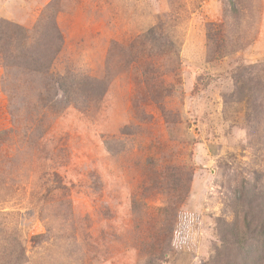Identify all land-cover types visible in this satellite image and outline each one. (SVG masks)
Segmentation results:
<instances>
[{"label": "rangeland", "instance_id": "obj_1", "mask_svg": "<svg viewBox=\"0 0 264 264\" xmlns=\"http://www.w3.org/2000/svg\"><path fill=\"white\" fill-rule=\"evenodd\" d=\"M262 226L264 0H0V264H264Z\"/></svg>", "mask_w": 264, "mask_h": 264}, {"label": "trees", "instance_id": "obj_2", "mask_svg": "<svg viewBox=\"0 0 264 264\" xmlns=\"http://www.w3.org/2000/svg\"><path fill=\"white\" fill-rule=\"evenodd\" d=\"M245 225H247V226H246V229L249 230V231H251V229H250V226H251V225H250V221L247 220V222H244V226H245ZM262 228H264V226H262ZM235 233H236V235H235V237H234V241H236V243H237V242L241 241V240H239V235H240L239 230L235 229ZM261 234L263 235V232H261ZM244 236H245V234H244ZM242 239H243L244 242L248 241V239H247V238L245 239V237L242 238ZM225 241H228V243H230V242L233 243V242H234V241H229L228 239L225 240ZM223 242H224V240H223ZM244 242H243V243H244ZM224 243H226V242H224ZM233 244L236 245L235 243H233ZM237 246H238V245H237ZM238 247H239V246H238ZM239 250H240V253L243 251V249H242L241 247H239ZM240 257H241V258H245V260L247 261L246 257H248V255L246 254V257H243V255L240 254Z\"/></svg>", "mask_w": 264, "mask_h": 264}]
</instances>
